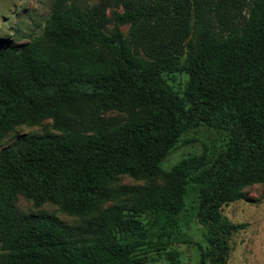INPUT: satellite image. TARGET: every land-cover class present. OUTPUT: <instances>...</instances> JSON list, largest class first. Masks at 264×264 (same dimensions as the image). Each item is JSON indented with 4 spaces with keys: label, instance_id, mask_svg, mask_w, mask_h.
Wrapping results in <instances>:
<instances>
[{
    "label": "trees",
    "instance_id": "obj_1",
    "mask_svg": "<svg viewBox=\"0 0 264 264\" xmlns=\"http://www.w3.org/2000/svg\"><path fill=\"white\" fill-rule=\"evenodd\" d=\"M109 1L117 8L126 0ZM78 2L54 0L37 39L0 41V142L28 117L14 113L23 105L78 107L103 126L16 140L0 151V170L9 180L36 179L41 187L67 173V205L79 214L91 213L89 200L96 195L97 201L127 198L90 220L80 237L50 214H22L6 204L0 243L9 263L2 264H152L151 253L185 243L181 196L96 183L125 173L136 179L159 175L183 134L202 126L225 132L226 150L214 158H187L172 175L179 188H199L197 220L209 245L199 264H228L229 239L238 226L225 222L220 209L243 199L245 188L264 184V0L244 24L231 0H127L124 11L111 13L110 36L104 33L106 13L80 11ZM193 17L201 36L227 29L230 50L213 56L202 42L182 61L172 47L184 39ZM121 24H130L128 38ZM172 24L178 34L161 44L159 27ZM75 46L81 47L76 54ZM176 72L188 76L182 94L165 77ZM112 110L132 118L108 129L100 115Z\"/></svg>",
    "mask_w": 264,
    "mask_h": 264
},
{
    "label": "rangeland",
    "instance_id": "obj_2",
    "mask_svg": "<svg viewBox=\"0 0 264 264\" xmlns=\"http://www.w3.org/2000/svg\"><path fill=\"white\" fill-rule=\"evenodd\" d=\"M54 0H0V41L11 40L13 43H25L37 39L42 34L45 20L49 16ZM135 2L136 0H128ZM239 8L238 19L242 24L252 22L255 14V6L259 0H231ZM80 11L105 12L107 25L104 33L112 34L115 22L112 20L114 9L124 11L126 1H120L114 8L109 0H79ZM181 13H178V16ZM199 23L193 17L188 25L187 34H182L184 41L172 47V51L181 54L184 61L189 52L198 48L205 42L211 46L213 56L220 57L231 48V39L227 29L216 27L209 35L201 36L198 31ZM120 28L124 38H128L131 30L130 24H121ZM179 28L175 24L169 27H159V39L161 44L169 43L178 34ZM62 49L66 48L60 45ZM80 46L73 48L74 54ZM71 58L70 61H72ZM175 91L182 94L188 76L184 72H176L165 76ZM14 113L28 114L23 123L16 124L0 142V151L13 145L16 140H25L28 137H44L48 135H66L75 132H92L101 130L102 124L98 120H92L87 114L81 112L78 107L52 106L44 109L40 104L23 105ZM36 114V118H31ZM40 114H44L40 117ZM132 118L130 112L107 111L100 115L108 129L117 125L128 123ZM228 135L206 126L195 128L183 134L179 143L170 151L161 166V173L148 179H136L131 174L125 173L117 176L107 184L99 180L96 185L104 186L110 190L123 187L149 188L162 190L172 198L182 197L185 208L180 213L178 220L181 224L185 243L174 244L164 250L151 253L152 264H199L203 253L208 251L207 230L198 223L197 205L199 188L185 185L179 188L172 175L173 169L183 160L201 156L204 153L216 157L226 150ZM69 176L61 174L54 181L41 187L36 179L9 180L0 170V229L4 206L13 203L22 214H50L56 217L66 228L76 236H82V230L87 227L90 220L114 206L123 205L126 196L114 197L110 200L97 201L98 196L89 200L93 204V210L89 214L75 213L68 208V200L65 198ZM244 198L222 206L220 213L222 219L230 224L238 226L229 239L230 254L228 264H264V184H256L243 190ZM131 206V205H128ZM143 218L149 220L150 213H143ZM160 220L158 227L162 226ZM91 245L90 238L84 240ZM8 250H4L0 243V264L7 259Z\"/></svg>",
    "mask_w": 264,
    "mask_h": 264
}]
</instances>
